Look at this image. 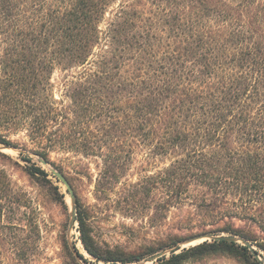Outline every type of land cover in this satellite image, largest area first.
<instances>
[{"label": "trees", "instance_id": "trees-1", "mask_svg": "<svg viewBox=\"0 0 264 264\" xmlns=\"http://www.w3.org/2000/svg\"><path fill=\"white\" fill-rule=\"evenodd\" d=\"M18 133L27 142L10 138ZM0 144L55 167L53 151L98 158L96 189L112 188L120 213L154 210L165 220L176 208L205 225L195 234H233L264 249V0H0ZM139 152L161 167L123 181ZM25 169L62 200L46 169ZM28 202L1 169L0 264L41 261ZM76 204L80 239L97 261L171 249L156 264L213 254L261 264L236 241L182 248L176 234L131 253L102 249Z\"/></svg>", "mask_w": 264, "mask_h": 264}, {"label": "rangeland", "instance_id": "rangeland-1", "mask_svg": "<svg viewBox=\"0 0 264 264\" xmlns=\"http://www.w3.org/2000/svg\"><path fill=\"white\" fill-rule=\"evenodd\" d=\"M62 75V72L56 71L53 76L56 87H58L55 90L56 95H59V81ZM10 138L21 142H27L23 133L12 134ZM0 151L8 155H0V170L2 169L6 172L12 189L26 192L27 198L29 199L27 210H29L32 215L38 216L41 225L40 244L43 252L39 264H70L71 259L68 250H70L82 264H112L102 260L97 261L96 258L89 254L84 248L80 239L78 221L76 220L77 204L75 207V220L71 223L73 208L70 193L62 181L57 180V177L53 175L50 165H44L41 162V157L38 155L23 151L24 154L32 157L33 160L30 163L36 162L50 173L48 178L54 185L58 186V190L62 194V200L64 202L59 200L57 196L56 198L53 197L49 184L28 174L25 166L30 163L20 158L19 149L12 147L3 150L0 148ZM51 159L55 161L57 165V167H54L64 172L69 179L76 193V197L79 199L81 208L86 210L90 215L95 241L102 249L119 248L120 250L131 253L140 250L144 245L152 244L159 239H166L170 234L184 237V240L180 241V245L190 246L198 243L199 240L187 243L188 240L197 235L205 234H195L205 227L201 221L184 220L186 213L176 208L171 210L165 220H158L154 210L140 218H131L120 213L114 204L113 199H115L116 195L112 193V188L111 190L101 193L96 189L97 180L102 167L101 161L98 158L53 151L51 153ZM161 165L162 163L159 159H156V161H148L143 152H139L130 170L124 177L125 179L123 178V181H136L146 173L158 171ZM236 242L245 245L240 240ZM249 242L253 248L256 249L258 255L255 256L252 251L251 253L261 264H264V249L260 248L256 243L252 244L251 241ZM76 249L83 254V259L76 255ZM160 252H162V255L167 254V256H169L171 249H166L157 253ZM152 255L134 262L143 261L146 262V264H156L158 257L152 261L148 260ZM84 259H86V261H84ZM117 264L123 263L118 262ZM187 264H245V261L243 256L213 254L198 260L189 261Z\"/></svg>", "mask_w": 264, "mask_h": 264}, {"label": "water", "instance_id": "water-1", "mask_svg": "<svg viewBox=\"0 0 264 264\" xmlns=\"http://www.w3.org/2000/svg\"><path fill=\"white\" fill-rule=\"evenodd\" d=\"M0 148L1 149H7V148H12V146L10 145H7V144H0ZM41 162L44 164V165H50V169L53 173V175H55L60 181H62V183L66 186L67 190L69 191L70 193V196H71V200H72V208H73V211H72V221L71 223H73V221L75 220V207H76V193L74 191V188L73 186L71 185L69 179L66 177V175L64 174V172L58 170L57 168H55L54 166H52L48 160L44 159V158H41ZM208 238H212V239H208ZM196 240H199L198 243L200 242H203L205 240H229V241H242L246 246H248L250 249H252V252L255 256L258 255L256 249L253 248V246L250 244V242L248 240H246L245 238H242V237H238L236 235H233V234H200V235H197L196 237H193L191 238L190 240H188L187 243H192V241H196ZM198 243H195V244H198ZM195 244H192V245H195ZM183 247H188V246H182ZM180 249H178L177 251H179ZM162 255V252L160 253H157V254H154L152 256H150L148 258L149 261H152L154 260L155 258L157 257H160ZM129 264H146V262H131Z\"/></svg>", "mask_w": 264, "mask_h": 264}]
</instances>
